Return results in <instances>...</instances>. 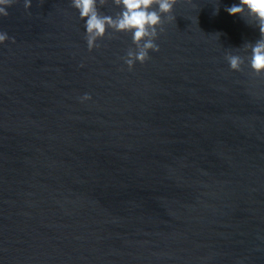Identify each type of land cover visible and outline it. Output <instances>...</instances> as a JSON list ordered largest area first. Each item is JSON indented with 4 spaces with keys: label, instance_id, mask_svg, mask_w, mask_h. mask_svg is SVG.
<instances>
[{
    "label": "water",
    "instance_id": "obj_1",
    "mask_svg": "<svg viewBox=\"0 0 264 264\" xmlns=\"http://www.w3.org/2000/svg\"><path fill=\"white\" fill-rule=\"evenodd\" d=\"M238 3L178 0L131 71V33L89 52L71 0L7 7L0 264H264V76L244 48L260 34Z\"/></svg>",
    "mask_w": 264,
    "mask_h": 264
},
{
    "label": "clouds",
    "instance_id": "obj_2",
    "mask_svg": "<svg viewBox=\"0 0 264 264\" xmlns=\"http://www.w3.org/2000/svg\"><path fill=\"white\" fill-rule=\"evenodd\" d=\"M112 2L120 8L115 17L100 11V7L106 5L107 0H71V6L78 10L80 19L85 21L84 38L89 52L100 47L97 41L103 39L109 29L115 33H131L135 48L128 50L126 56L122 57L131 71L137 61L144 64L150 59L149 51H159L155 40L159 33L164 31L163 17H167L168 22L175 19L172 13L178 0H112ZM185 2L191 3L192 0ZM13 3L15 0H0V16L6 17L9 14L6 9ZM30 7L31 0H24L25 10ZM225 11L241 18L246 16L256 22L260 39L245 44L244 48L245 51L250 50L248 60L252 73L255 76H264V0H239L238 4L226 7ZM8 39L10 38L7 33L0 32V44H4ZM225 58L230 70H243L244 57L228 53ZM80 100L81 102L91 100V96L86 93Z\"/></svg>",
    "mask_w": 264,
    "mask_h": 264
}]
</instances>
